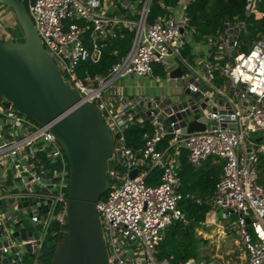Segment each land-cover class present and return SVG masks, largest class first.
<instances>
[{"label":"built area","instance_id":"built-area-1","mask_svg":"<svg viewBox=\"0 0 264 264\" xmlns=\"http://www.w3.org/2000/svg\"><path fill=\"white\" fill-rule=\"evenodd\" d=\"M24 1L63 79L79 91L83 101L100 108L113 137L115 150L107 166L109 187L97 206L108 263L176 264L159 254L169 228L177 222L189 224L182 207L186 196L178 190L185 151L194 168L211 158L224 160L213 192L195 198L194 203L226 217L225 231L238 238L245 252L240 264H264V183L260 182L264 136L256 140L249 136L264 133V34L251 42L247 52L237 54L246 22L226 23L219 48L228 60L223 65L209 62L208 73L213 80L219 71L229 81L234 91L227 99L232 113L221 119L218 112L217 121L207 123L205 130L186 134L175 128L176 121L170 127L157 116L147 122L148 116L141 113L148 110L151 96L126 93L122 80L136 75L152 79L155 64H164L169 57L181 58L195 0H179L152 21L153 0ZM257 2L246 1V14L261 19L264 12L257 9ZM123 29L136 32L130 51L107 74L85 71L83 75V65L99 63L109 38ZM209 43L216 45L213 37ZM0 98V189L12 191L16 183L20 191L8 195L30 203L22 212L34 223L42 218L41 203L35 200L42 198L45 204L51 200L39 239L13 238L9 221L0 212V264H31L25 263L26 256L34 258L32 264H44V243L51 224L60 226L53 232L59 235L54 241L57 248L67 231L69 161L51 124H39L7 108ZM135 128L146 129L140 140L132 132ZM134 170L137 174L132 176ZM182 264L205 262L192 257Z\"/></svg>","mask_w":264,"mask_h":264},{"label":"water","instance_id":"water-1","mask_svg":"<svg viewBox=\"0 0 264 264\" xmlns=\"http://www.w3.org/2000/svg\"><path fill=\"white\" fill-rule=\"evenodd\" d=\"M0 4L11 9L24 37L0 40V97L7 108L39 124H51L69 161L67 231L49 264H109L97 206L109 187L107 166L115 150L112 134L100 108L83 101L63 79L24 2L0 0ZM188 70L179 62L166 68L159 80H163L161 91L150 94L148 110L141 113L148 116L147 122L157 116L170 127L176 121L175 128L187 134L205 130L207 123L217 121L218 112L221 119L230 117L228 100L205 96L212 87L189 76ZM203 71L209 77L207 66ZM136 174L134 170L132 176ZM43 201L35 200L41 203L42 218L34 223L22 212L29 202L16 196L0 198V212L6 215L13 238H40L51 207V200Z\"/></svg>","mask_w":264,"mask_h":264},{"label":"trees","instance_id":"trees-1","mask_svg":"<svg viewBox=\"0 0 264 264\" xmlns=\"http://www.w3.org/2000/svg\"><path fill=\"white\" fill-rule=\"evenodd\" d=\"M179 0H153L149 21L155 19L159 14L166 12L167 7L177 5ZM247 0H195L190 7L189 14L191 16V26L197 30L199 37L208 35H219L225 30L227 22L233 23L237 20H244L247 25L246 32L241 34L242 45L241 49L246 50L247 45L264 34V17L256 19L255 15L248 16L246 14ZM257 9L264 12V0H258ZM135 30L123 29L119 35L107 41L102 59L99 63H86L83 65L82 73L88 71L91 75H105L109 72L112 65L125 56L131 49L135 38ZM184 53V52H183ZM186 54V52L184 53ZM217 74L219 71L216 72ZM165 71L162 72L164 76ZM146 129L135 128L132 132L135 138L140 140ZM185 162V161H184ZM221 165L211 169L199 178V186L195 189L199 192L200 197H206L210 194L218 181L216 170H219ZM198 172L187 163V166L182 167L181 175L184 173ZM260 182L264 183V172L261 174ZM182 207L186 216L190 220L189 224L177 222L169 228L160 245V256L169 257L176 264H182L188 258L197 257L196 239L192 235L191 226L194 222L205 218V213L209 208L207 205H197L191 199L185 198ZM58 223H53L50 226L49 234L44 243V264H48L57 250V245L54 241L59 239L58 234H53L59 229Z\"/></svg>","mask_w":264,"mask_h":264},{"label":"crops","instance_id":"crops-1","mask_svg":"<svg viewBox=\"0 0 264 264\" xmlns=\"http://www.w3.org/2000/svg\"><path fill=\"white\" fill-rule=\"evenodd\" d=\"M176 6V5H175ZM175 11H178L177 8H175ZM6 18L8 22L15 24L16 19L13 14V12L7 7L2 6L0 8V19ZM226 27V25H225ZM225 31V30H224ZM223 33H219V35H208L199 37L197 35V30L195 28H189L185 31L184 34V46L182 49V56L179 57H169L166 59L164 64H158L159 68L158 70L155 68V80H159L162 76V72L166 70V68L174 63L179 62V64L183 65L185 68H188L189 70V76L195 77V79L200 80L202 84H209L212 87V90L208 91L205 96H212L214 99H218L219 97H224L225 99H228L229 95L233 94V89L230 86L229 81L223 77L220 73L217 74L216 78L211 80L209 77L206 76V73L203 71L204 66H207L209 62L217 63L219 65H223L227 60V56L225 54V51L223 49H220L219 46L222 43L221 38L223 37ZM119 35V34H118ZM117 35V36H118ZM116 36V37H117ZM116 37H111L109 40L114 39ZM213 37L216 45L215 47H211L209 43V38ZM7 38H12L9 33L5 34L3 37L0 38V40H5ZM14 39V38H12ZM108 40V41H109ZM186 52V54L184 53ZM153 78V79H154ZM152 80V79H151ZM137 87V86H136ZM126 93H128L127 90H125ZM128 94H143V95H150L148 90L145 87H137L135 92H132V90ZM149 131V129H148ZM185 161V162H184ZM187 158H186V152H182V167L187 166ZM221 165V168L219 170H216V177L219 179L223 172V165L224 160L219 158H211L208 161H206L203 166L200 168H194L198 174H192V172L184 173L181 175L180 173V181L178 190L182 192L186 198L191 199L194 202V199L198 198H204L200 197L198 194L199 192L195 189L199 186V178L201 177V174L210 171L213 168H216V166ZM181 167V168H182ZM182 170V169H181ZM11 181L9 184H12ZM9 186V185H8ZM20 191V188L16 183H14L13 190L9 191L6 187H2L0 189V196L5 197L9 196L8 194H17V192ZM213 192V191H212ZM211 192V193H212ZM210 193V194H211ZM210 194H207L210 195ZM0 197V198H1ZM206 216L213 218L214 222L216 223H222V225H225V222L227 221L225 216H223L220 212L214 211L210 208L206 211ZM205 216V217H206ZM206 217V218H207ZM188 219V217H187ZM225 220V221H224ZM189 223L190 220L188 219ZM223 225V226H224ZM228 235H232L228 232H226ZM194 258V257H193Z\"/></svg>","mask_w":264,"mask_h":264},{"label":"rangeland","instance_id":"rangeland-1","mask_svg":"<svg viewBox=\"0 0 264 264\" xmlns=\"http://www.w3.org/2000/svg\"><path fill=\"white\" fill-rule=\"evenodd\" d=\"M24 3L28 8V4L25 1ZM0 7H2L1 4ZM7 33H9L15 40H23L24 38L19 24L17 22H15V24L10 23L4 17L0 19V38ZM249 48L250 43L247 45L246 50L239 48L237 50V54L241 51L247 52ZM155 68L158 70L159 65L155 64ZM122 81L125 90H127L128 93L131 90L132 92H135L137 87H145L149 94H154L158 92L161 85H163V80L162 82H159V80H155V78H152V80L144 79L137 75L134 77L129 76L124 78ZM0 104H2L1 98ZM249 136L252 140H256L259 137L264 136V133L259 131L257 133H251ZM110 180H112L111 175ZM206 217L200 221L194 222V225L191 226L192 235L196 239L197 245V257L195 258L198 261H204L205 264H240L244 261L245 252L238 238L233 235H228L224 229V224L222 225V223H216L213 218ZM24 261L25 263L30 262L32 264L34 263V258L26 256Z\"/></svg>","mask_w":264,"mask_h":264}]
</instances>
